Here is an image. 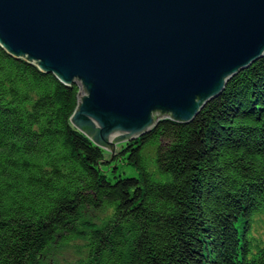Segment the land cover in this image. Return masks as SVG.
I'll use <instances>...</instances> for the list:
<instances>
[{"label":"trees","instance_id":"16d2710c","mask_svg":"<svg viewBox=\"0 0 264 264\" xmlns=\"http://www.w3.org/2000/svg\"><path fill=\"white\" fill-rule=\"evenodd\" d=\"M79 91L0 47V264L76 239L79 264H264V55L193 120L162 119L110 160L70 122Z\"/></svg>","mask_w":264,"mask_h":264},{"label":"water","instance_id":"95a60500","mask_svg":"<svg viewBox=\"0 0 264 264\" xmlns=\"http://www.w3.org/2000/svg\"><path fill=\"white\" fill-rule=\"evenodd\" d=\"M0 47L78 85L71 124L114 151L264 55V0H0Z\"/></svg>","mask_w":264,"mask_h":264},{"label":"rangeland","instance_id":"374dc122","mask_svg":"<svg viewBox=\"0 0 264 264\" xmlns=\"http://www.w3.org/2000/svg\"><path fill=\"white\" fill-rule=\"evenodd\" d=\"M77 125V124H76ZM126 143V142H125ZM100 144V143H99ZM124 142L117 143L115 145L114 151L102 146L101 148L106 151V157H112V154H117L120 152V149ZM102 145V144H101ZM152 152L154 149H149L146 152L147 157L153 158ZM112 169L117 171L118 176L129 177L135 176L136 172L130 167L127 166L123 161H119L118 164L113 165ZM110 170V169H109ZM108 172V171H107ZM111 176V174H109ZM109 215V212L104 213H90L87 211L84 218L86 221L91 223L99 224L101 219H105ZM256 235L261 236L264 233V215L259 217V223L257 224V230H255ZM86 240L76 239L69 242L62 247H50L46 254L43 256V264H79L84 260L86 256Z\"/></svg>","mask_w":264,"mask_h":264}]
</instances>
